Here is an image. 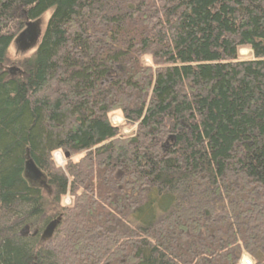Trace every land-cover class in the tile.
<instances>
[{
	"label": "trees",
	"instance_id": "1",
	"mask_svg": "<svg viewBox=\"0 0 264 264\" xmlns=\"http://www.w3.org/2000/svg\"><path fill=\"white\" fill-rule=\"evenodd\" d=\"M244 255L264 264V0H0V264Z\"/></svg>",
	"mask_w": 264,
	"mask_h": 264
},
{
	"label": "water",
	"instance_id": "2",
	"mask_svg": "<svg viewBox=\"0 0 264 264\" xmlns=\"http://www.w3.org/2000/svg\"><path fill=\"white\" fill-rule=\"evenodd\" d=\"M39 21L36 23L27 21L25 24V29L22 31V33L19 34V36L14 40V44L19 47L20 51H26L30 46L34 45L35 41L37 40L38 36L40 35V31L38 30ZM9 74L14 75L15 72H21L18 68L15 69H9ZM68 155L65 154V157ZM25 178L30 182L33 183L36 187L45 188L46 182H45V175L41 171H39L34 162L32 160H28L25 163ZM60 218L56 219V221L51 222L46 228L45 231L40 235V240L47 241L52 237L54 232L56 231V227L60 222ZM29 228L24 227L22 229V232L20 233V236L27 237L30 235ZM37 234V231H34V234L31 236L34 237Z\"/></svg>",
	"mask_w": 264,
	"mask_h": 264
},
{
	"label": "rangeland",
	"instance_id": "3",
	"mask_svg": "<svg viewBox=\"0 0 264 264\" xmlns=\"http://www.w3.org/2000/svg\"><path fill=\"white\" fill-rule=\"evenodd\" d=\"M50 16V12L48 13H45L41 18H40V21H39V25H38V30L40 31V36H38L37 40L34 42L35 44L30 46L26 51H20L19 50V47L16 46V44H14V42L12 43V45L10 46L7 54H6V64H5V69L7 70V72L9 71V69H15V68H18L17 65L19 63H21V61L23 59L26 58V56L33 52L36 48H37V45H38V42L40 40V38L42 37V35L44 34V30L47 26V23H48V18ZM239 56L243 59H247V58H251V54H250V51L247 49H241L239 51ZM9 73V72H8ZM111 121L113 122V124L115 125H119L121 124L123 121L121 120V118L117 117V116H113L111 118ZM126 134L130 133L129 131H125ZM59 155V158H61L60 160L56 157V156ZM55 159V162L58 166H62L63 163H64V158H62V156L59 154V153H56L54 154V157ZM69 203V200L68 199H65L64 201V205H67ZM32 231V230H31ZM31 234V232H29ZM32 235V234H31Z\"/></svg>",
	"mask_w": 264,
	"mask_h": 264
},
{
	"label": "bare ground",
	"instance_id": "4",
	"mask_svg": "<svg viewBox=\"0 0 264 264\" xmlns=\"http://www.w3.org/2000/svg\"><path fill=\"white\" fill-rule=\"evenodd\" d=\"M55 156H56V155H55ZM56 157H57L59 160L61 159V158H59V155L56 156ZM57 219H58V218H57ZM60 219H61V218H60ZM54 221H56V220H54ZM52 222H53V221H52ZM50 223H51V222H50ZM50 223H49V224H50ZM49 224H48V225H49ZM48 225H47V226H48ZM47 226H46V227H47ZM26 227H27V226H26ZM46 227H45V228H46ZM34 231H37V233H38V230H37V229H35ZM44 231H45V230H44ZM44 231H43V232H44ZM29 232H30V230H29ZM33 234H34V233H33Z\"/></svg>",
	"mask_w": 264,
	"mask_h": 264
},
{
	"label": "built area",
	"instance_id": "5",
	"mask_svg": "<svg viewBox=\"0 0 264 264\" xmlns=\"http://www.w3.org/2000/svg\"><path fill=\"white\" fill-rule=\"evenodd\" d=\"M242 264H250V261L248 259H244V261L242 262Z\"/></svg>",
	"mask_w": 264,
	"mask_h": 264
}]
</instances>
